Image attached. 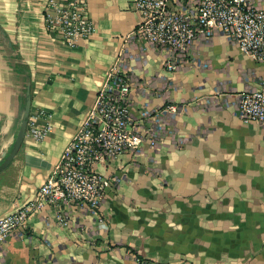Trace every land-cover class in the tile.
<instances>
[{
    "label": "crops",
    "instance_id": "1",
    "mask_svg": "<svg viewBox=\"0 0 264 264\" xmlns=\"http://www.w3.org/2000/svg\"><path fill=\"white\" fill-rule=\"evenodd\" d=\"M83 1L95 33L70 47L46 25L48 0H0V159L27 88L29 119L44 110L51 125L41 141L26 136L0 172V217L36 196L115 66L147 138L98 166L113 183L97 213L74 204L64 219L49 205L34 210L1 246L0 264H264V130L238 115L264 62L217 33L171 70L172 52L133 35L134 0Z\"/></svg>",
    "mask_w": 264,
    "mask_h": 264
},
{
    "label": "built area",
    "instance_id": "2",
    "mask_svg": "<svg viewBox=\"0 0 264 264\" xmlns=\"http://www.w3.org/2000/svg\"><path fill=\"white\" fill-rule=\"evenodd\" d=\"M177 1L180 8L171 6L169 0H134L141 20L133 35L172 52L166 61L169 69L179 68L197 40L217 33L229 36L242 52L264 62V9L254 0H186L185 4L184 0ZM86 11L83 0H48L46 25L55 29L68 46L75 47L95 33ZM130 91L127 76L120 67H113L36 196L0 217V248L10 236L26 228L34 210L49 205L57 209L60 219L65 217L64 205L98 212L113 183V178L98 166L136 151L147 138L148 131L131 112ZM169 110L176 112L178 108L172 105ZM238 115L243 122H256L264 130V77L258 89L240 95ZM47 119L44 110L33 114L26 136L35 141L44 139L51 129Z\"/></svg>",
    "mask_w": 264,
    "mask_h": 264
},
{
    "label": "water",
    "instance_id": "3",
    "mask_svg": "<svg viewBox=\"0 0 264 264\" xmlns=\"http://www.w3.org/2000/svg\"><path fill=\"white\" fill-rule=\"evenodd\" d=\"M31 107H32V96H31V91L29 88H27L26 91V102L23 107L22 115H21V122L19 125V129L17 132V135L15 137V141L11 147L10 150H7L5 152H2V156L0 159V172L6 169L17 153L19 152L25 138H26V133H27V128H28V121H29V116L31 112Z\"/></svg>",
    "mask_w": 264,
    "mask_h": 264
}]
</instances>
